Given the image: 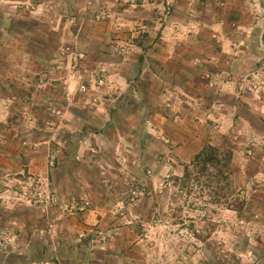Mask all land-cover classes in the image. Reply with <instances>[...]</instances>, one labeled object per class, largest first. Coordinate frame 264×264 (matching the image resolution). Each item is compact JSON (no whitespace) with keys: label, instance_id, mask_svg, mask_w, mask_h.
<instances>
[{"label":"rangeland","instance_id":"rangeland-1","mask_svg":"<svg viewBox=\"0 0 264 264\" xmlns=\"http://www.w3.org/2000/svg\"><path fill=\"white\" fill-rule=\"evenodd\" d=\"M116 21L122 28L116 37L97 38ZM167 24L176 50H210L207 56L180 50L172 54L176 63L194 65L203 57L221 66L219 82L227 73L236 78L212 87L224 99L219 103L236 111L223 119L228 127L210 128L202 146L233 153L230 166L219 167L223 175L191 165L202 148L183 161L188 154L178 140L165 143L171 145L165 153L156 150L165 164L152 158L129 164L121 147L115 150L120 160L103 166L97 147L81 149L75 133L61 128L68 132L58 136L48 128L65 106L85 120L90 106L114 100L115 91L102 90L109 69L97 65L126 58V72L136 78L149 50L167 42ZM99 40L115 45L106 56ZM41 70L62 82L45 103ZM260 108L264 0H0V144L17 158L0 159V220L6 222L0 264H264ZM129 112L120 119L131 120ZM93 115L87 120L96 122ZM32 154L43 162L38 175L21 164L20 157Z\"/></svg>","mask_w":264,"mask_h":264},{"label":"crops","instance_id":"crops-1","mask_svg":"<svg viewBox=\"0 0 264 264\" xmlns=\"http://www.w3.org/2000/svg\"><path fill=\"white\" fill-rule=\"evenodd\" d=\"M34 17L36 18L37 16ZM131 23L128 22V25H131ZM105 27L101 35H97V38L116 37V32L122 29L118 27L117 21L114 24L109 23ZM171 28V24L166 25L164 33L168 38L164 37V39L167 42H163L162 46H153L149 50V58L147 56L148 60L143 65L142 74L140 75L138 68L136 78L128 76L126 58L121 59L117 64L101 61L97 65L104 67V69H109L110 82H105L102 90L108 91L110 89L115 91L117 97L114 100L120 103H109L114 100H100V97H98L100 102L96 103L95 107L93 105L90 106L89 109V112L94 114L92 118L96 122L92 121L93 119L91 120L92 122L87 120V118L91 117L90 113L83 111L85 114H90L89 116L86 115L87 118L82 116L85 119L83 120V118H80L82 112H77L70 106H65L58 111L60 114L54 118L52 125L48 126V128H55L54 132L58 133V136L68 132V130L75 133L78 136V146L81 149H87L89 146L94 149L97 147L99 153L102 154V161L100 162H103V166H107L115 158L120 160L115 150L121 147L123 149L122 153H124V157H126L129 164L133 162L140 164L148 159L150 161V158L159 164H165L166 157L164 155L160 156L156 150L161 149L164 153L169 151L171 145L165 143H174V140H178L181 143L179 150L183 148L186 150L188 155H184L183 161L188 162L209 140L210 128H226L229 126L223 119L227 118L229 114L235 115L236 108L234 107L232 113V109L229 108L231 106L220 104L221 98H216V95L213 94L215 88L213 90L212 87L216 83L230 84L236 78L227 73L223 81L219 82L221 66L203 60V57L198 58L200 60L194 65L184 60L176 63L172 54L180 52V50L185 53L190 51L188 53L202 55H206V52H210V50L205 46H188L186 48L180 46L179 50H176L169 38ZM65 33L70 34L71 32L67 30ZM89 36L91 37V34ZM99 41L102 43L101 52L104 55L115 46L107 41ZM152 54L156 57V60L152 58ZM101 64L104 66H101ZM136 64V66L139 65L138 62ZM112 65H115L113 70H111ZM135 65L132 66L133 69L136 68ZM225 70L229 71L230 69L228 70V67H226ZM54 71L52 69L50 71L51 74ZM145 73H147L146 77L143 76ZM46 76V70H41L40 81L44 90L41 91L40 99L44 103L52 99L54 95V93L50 92L52 87L53 91H56V88L58 89L62 85V82L55 83L52 77L47 79ZM56 79H58L57 76ZM216 90L218 91V87ZM219 96L225 97V94L221 92ZM88 99L91 103L92 98ZM125 99H129L131 105L128 102L126 103ZM142 108H144L142 111L145 113L143 114L144 118L140 112ZM127 109H130L129 113L132 119L125 122L120 118L125 116ZM260 109L262 114H264V109ZM61 128H67L68 130H60ZM74 128L80 129L75 130ZM140 133H146L144 134L146 136H142L141 142H136L134 140L135 134ZM147 133L150 136H147ZM145 141L146 143H144ZM139 143L142 144L139 145ZM1 144L0 159L3 158L4 161L16 160L17 158H12V154L7 152L5 142L1 141ZM138 146L142 148L140 152L135 151ZM187 150H190V154ZM137 152H139L138 155ZM20 159L22 166L25 162L24 167L29 166L30 173L39 174L38 165L43 164V162L39 163L41 161L40 157L32 154L20 157ZM23 171L25 169H22L21 173ZM106 180L112 181L110 178ZM115 194L117 193L115 192ZM108 195L107 193L104 198ZM106 206L108 207V204L104 203V207ZM5 225L6 222L0 220V229Z\"/></svg>","mask_w":264,"mask_h":264},{"label":"trees","instance_id":"trees-1","mask_svg":"<svg viewBox=\"0 0 264 264\" xmlns=\"http://www.w3.org/2000/svg\"><path fill=\"white\" fill-rule=\"evenodd\" d=\"M232 159V152L222 155L221 152L214 146L206 145L194 156L191 165L200 166L202 171L207 170L208 166H212L217 169L218 175H223V172L220 168L229 167Z\"/></svg>","mask_w":264,"mask_h":264},{"label":"built area","instance_id":"built-area-1","mask_svg":"<svg viewBox=\"0 0 264 264\" xmlns=\"http://www.w3.org/2000/svg\"><path fill=\"white\" fill-rule=\"evenodd\" d=\"M86 90H87L86 86H82V91H86Z\"/></svg>","mask_w":264,"mask_h":264}]
</instances>
